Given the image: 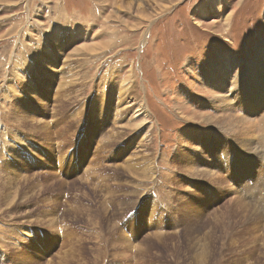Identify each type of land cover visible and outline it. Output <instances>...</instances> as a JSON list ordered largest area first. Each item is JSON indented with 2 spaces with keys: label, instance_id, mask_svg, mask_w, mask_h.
Listing matches in <instances>:
<instances>
[{
  "label": "rangeland",
  "instance_id": "1",
  "mask_svg": "<svg viewBox=\"0 0 264 264\" xmlns=\"http://www.w3.org/2000/svg\"><path fill=\"white\" fill-rule=\"evenodd\" d=\"M136 1L0 0V264H264V0Z\"/></svg>",
  "mask_w": 264,
  "mask_h": 264
},
{
  "label": "bare ground",
  "instance_id": "2",
  "mask_svg": "<svg viewBox=\"0 0 264 264\" xmlns=\"http://www.w3.org/2000/svg\"><path fill=\"white\" fill-rule=\"evenodd\" d=\"M136 1V0H135ZM138 1V0H137ZM136 1V2H137ZM141 1V0H140ZM142 2V1H141ZM142 4V3H141ZM144 4V3H143ZM132 5V4H131ZM137 6L139 7L140 6V3L138 4L137 3ZM229 18V16H226V19H228ZM86 44H88V43H86ZM96 44V42L94 41L93 42V44H91V45H89L90 47L92 46V45H94L95 47H97V45H95ZM82 46V48H83V45H81ZM87 47V46H86ZM90 47H88V48H90ZM99 50V49H98ZM223 56V55H222ZM221 56V58H220V60H221V62H220V65H222V66H220V68L221 69H224V72H223V74H220V72L218 71V74H215L216 75V77H215V84H217L216 86V88H215V92H216V95H215V97L217 98V97H219L221 100L220 101H223L224 100V97H225V94H224V91H227L226 90V88H227V86H232L233 87V85H234V87L237 89V88H239L240 87V78H234V76L233 77H231L232 79H230L229 78V73H230V71H232L233 72V69H234V67H233V64H232V62H233V59H231L230 57L229 58H226V59H224V57H222ZM262 57V56H261ZM263 63H264V57H263ZM231 63V64H230ZM258 64V63H257ZM260 65H261V63H260ZM68 66V65H67ZM67 69V68H66ZM221 69H220V71H221ZM222 72V71H221ZM259 72V74L260 75H262V77H264V68H263V66H261L260 67V70L258 71ZM231 74V73H230ZM222 75H224V76H222ZM225 79H226V81H225ZM230 80V81H229ZM225 81V82H224ZM260 84L258 85L257 84V86L259 87L260 85H261V87H264V79L263 80H260ZM133 87H134V84L132 83V79L131 80H129L128 81V83H127V81L125 82V83H123L122 84V86H121V88L119 89L120 91H117L116 92V94H115V96H114V92L111 94L112 95V97H115V99H116V97L118 98V100L116 101V102H113L112 100H110V104H109V107H110V110L111 109H113L114 110V113L112 112V111H108V112H111V113H113V116H114V118H115V116L117 117V116H120V115H123L124 117H125V119L127 120V118L129 119V121H132L131 119H133V118H135V119H133V120H136V119H138V120H136V121H138L139 123L137 124V123H128V121H127V124H129V125H134L135 127H138V126H140V127H143V128H145L146 127V124H147V122H148V120H149V118H150V116L152 115V113L150 112V110H149V108H148V105L147 104H142L140 101L138 102V107H139V111L137 112V114H133V115H131L130 114V112L131 111H129V109H134L135 107H137L134 103H132L131 104V102H132V100L134 101V99L132 98V99H128L129 97H131V96H133V91H134V89H133ZM254 88V87H253ZM222 89V90H221ZM228 92V91H227ZM241 94V93H240ZM263 94V93H262ZM258 95V94H257ZM136 96V95H135ZM134 96V97H135ZM258 99V98H257ZM137 102V101H136ZM225 102V101H224ZM257 102V101H256ZM223 103V102H222ZM221 103V104H222ZM225 104H226V102H225ZM255 104V103H254ZM219 106H224V105H220V103H219ZM137 110V109H136ZM230 110V109H229ZM221 111V110H220ZM134 113V112H133ZM131 115V118L129 117ZM234 116H236L238 119L239 118H241V115L239 116V115H234ZM233 116V117H234ZM127 117V118H126ZM221 117V116H220ZM223 117V116H222ZM218 118V117H217ZM216 118V119H217ZM243 118H245V117H243ZM224 119V118H223ZM218 120V119H217ZM236 120V119H235ZM234 120V121H235ZM135 121V122H136ZM231 121V120H230ZM245 121V120H244ZM261 123H263L262 121H260ZM210 123V122H209ZM264 124V123H263ZM239 125V124H238ZM251 126H253V125H251ZM254 127V126H253ZM121 128V127H120ZM245 128V127H244ZM252 128V127H251ZM260 128H262V127H260ZM3 129V126L1 125L0 126V132H1V130ZM246 129V128H245ZM4 130V129H3ZM244 130V129H243ZM261 130V129H260ZM245 131V130H244ZM264 131V130H263ZM238 133V132H237ZM259 133V132H258ZM262 133V132H261ZM262 134H264V132L262 133ZM115 135V134H114ZM261 135V134H260ZM114 137V136H113ZM263 138H264V136H263ZM262 138V139H263ZM258 139V138H257ZM261 139V140H262ZM262 143H263V141H262ZM259 144V143H258ZM257 144V145H258ZM256 145V146H257ZM262 147H264V146H262ZM252 148V147H251ZM251 150V149H250ZM255 150H258V146H257V149H255ZM259 150H261V149H259ZM258 150V151H259ZM263 150V149H262ZM257 152V151H256ZM249 153V152H248ZM260 153V152H259ZM261 158V157H260ZM202 172V171H201ZM204 172V171H203ZM7 202V201H6ZM9 202V201H8ZM261 205V204H260ZM257 208V207H256ZM257 213H259L258 212V210H257ZM57 222V221H56ZM57 224V223H56ZM54 226V225H53ZM57 229V228H56Z\"/></svg>",
  "mask_w": 264,
  "mask_h": 264
}]
</instances>
